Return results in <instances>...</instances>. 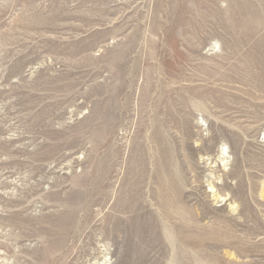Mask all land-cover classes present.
<instances>
[{
  "label": "rangeland",
  "instance_id": "rangeland-1",
  "mask_svg": "<svg viewBox=\"0 0 264 264\" xmlns=\"http://www.w3.org/2000/svg\"><path fill=\"white\" fill-rule=\"evenodd\" d=\"M0 264H264V0H0Z\"/></svg>",
  "mask_w": 264,
  "mask_h": 264
},
{
  "label": "bare ground",
  "instance_id": "bare-ground-1",
  "mask_svg": "<svg viewBox=\"0 0 264 264\" xmlns=\"http://www.w3.org/2000/svg\"><path fill=\"white\" fill-rule=\"evenodd\" d=\"M212 188H213V185H210ZM215 190V189H214ZM221 194V193H220ZM222 196V195H221ZM226 197L224 196V199H225ZM222 199V198H221Z\"/></svg>",
  "mask_w": 264,
  "mask_h": 264
}]
</instances>
